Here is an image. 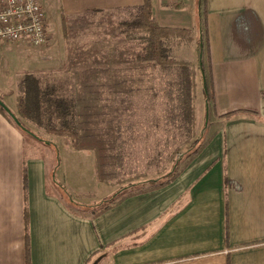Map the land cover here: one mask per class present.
<instances>
[{
    "label": "crops",
    "instance_id": "obj_1",
    "mask_svg": "<svg viewBox=\"0 0 264 264\" xmlns=\"http://www.w3.org/2000/svg\"><path fill=\"white\" fill-rule=\"evenodd\" d=\"M183 2L177 10L151 0L152 15L161 27L193 34V42L179 45L190 46L196 63L176 59L188 61L200 82L206 146L168 185L95 216L64 197L62 189L70 194L56 182L54 148L41 147L0 113V264H264V0H206L210 114L197 48L198 0ZM143 3L50 2L69 21ZM0 93L17 111V88ZM83 151L94 154L98 179L95 153Z\"/></svg>",
    "mask_w": 264,
    "mask_h": 264
},
{
    "label": "rangeland",
    "instance_id": "obj_2",
    "mask_svg": "<svg viewBox=\"0 0 264 264\" xmlns=\"http://www.w3.org/2000/svg\"><path fill=\"white\" fill-rule=\"evenodd\" d=\"M50 2L44 0L43 5L50 47L38 48L27 43L3 46L0 50V89L17 88L21 78L28 73L50 74L66 84L77 100L82 139H97L109 146L98 180L93 153L75 150L68 138L55 140L56 165L60 166L56 182L63 181L74 203L80 198L88 206H95L122 187L168 174L180 153L200 145L206 125V121L202 122L204 100L199 87L197 90L198 81L194 101L198 121L190 141L185 142L183 136L168 132L164 123L166 101L163 94L167 75L154 68L152 63L139 61L144 54V45L125 36L122 22L126 12L68 20L66 38L61 15ZM180 42L183 41L173 39L168 44L171 57L192 60L195 64L196 57L192 58L190 46L180 48ZM5 103L25 127L50 139V135L13 111L15 105L11 101ZM118 128L122 131L125 149L121 161L117 157L119 147L114 146L120 141L116 133ZM206 139L208 135L204 136V141Z\"/></svg>",
    "mask_w": 264,
    "mask_h": 264
},
{
    "label": "trees",
    "instance_id": "obj_3",
    "mask_svg": "<svg viewBox=\"0 0 264 264\" xmlns=\"http://www.w3.org/2000/svg\"><path fill=\"white\" fill-rule=\"evenodd\" d=\"M205 5L206 0H198L197 23L200 38L197 48L200 70L205 86L204 94L207 112L210 114L212 91L210 87V74L205 66L206 61L210 62V59H208L207 12ZM171 6L180 10L185 7V4L183 0H174ZM122 11L126 12V17L122 22L125 36L144 45V54L139 58V61L152 63L154 68L159 69L167 75V82L163 89L166 101L164 117L166 130L173 135L183 136V141L185 142L190 141L194 136L196 122L194 105L196 72L188 61L171 57V50L168 44L173 39L191 43L195 40L192 32L189 30L161 27L152 15L151 0H144L142 5L123 9ZM62 26L64 35L67 38L69 25L68 18L65 15L62 16ZM17 94V112L22 119L27 120L50 136L70 139L71 145L75 150L93 151L97 160V174H101V168L107 160V146H109V143H104L97 139L95 141L82 139L77 100L74 95L70 94L63 81L58 80L50 74L34 75L28 73L18 83ZM0 113L23 134L30 135L38 141L52 146L55 152L58 151L56 145L48 139L33 133L31 130L33 134L23 131L1 106ZM239 114L238 112L232 113L227 115L226 118H232ZM159 124L158 122L157 126ZM205 129L200 137V140H203V142L188 151L180 153L172 170L161 178L122 187L109 199L95 206L85 207L77 205L71 200L65 190L62 189L64 197L71 206L85 209L97 216L135 194L162 188L171 183L206 146L207 141H204ZM116 133L120 141L117 138L119 142L114 143V146L119 147L120 151H118L117 157L121 161L124 154L123 151L125 150L124 141H121L122 131L120 128L116 130ZM25 223L27 231L26 211Z\"/></svg>",
    "mask_w": 264,
    "mask_h": 264
},
{
    "label": "built area",
    "instance_id": "obj_4",
    "mask_svg": "<svg viewBox=\"0 0 264 264\" xmlns=\"http://www.w3.org/2000/svg\"><path fill=\"white\" fill-rule=\"evenodd\" d=\"M49 41L46 10L40 0H0V49L19 43L42 48Z\"/></svg>",
    "mask_w": 264,
    "mask_h": 264
},
{
    "label": "water",
    "instance_id": "obj_5",
    "mask_svg": "<svg viewBox=\"0 0 264 264\" xmlns=\"http://www.w3.org/2000/svg\"><path fill=\"white\" fill-rule=\"evenodd\" d=\"M0 106L7 114H9V116L14 120L17 126H19L23 131L33 134L27 127L22 124L17 115L11 111V109L4 103L2 99H0Z\"/></svg>",
    "mask_w": 264,
    "mask_h": 264
}]
</instances>
